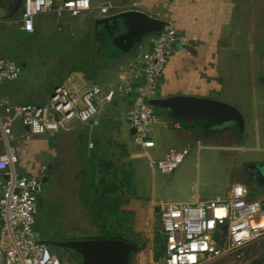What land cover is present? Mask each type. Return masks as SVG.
Masks as SVG:
<instances>
[{
    "label": "rangeland",
    "instance_id": "374dc122",
    "mask_svg": "<svg viewBox=\"0 0 264 264\" xmlns=\"http://www.w3.org/2000/svg\"><path fill=\"white\" fill-rule=\"evenodd\" d=\"M97 3L93 2L94 5ZM115 4L114 11L124 7L122 2ZM22 10L20 0L0 15V54L15 58L24 70L19 79L4 83L0 88V100L42 101L50 97L57 83L76 77L77 72L81 73L75 79L77 81L118 84L121 65L128 64L127 58L134 48L124 53L116 47L112 41V27L98 26L96 29L93 12L69 17L70 24L62 31L56 30L53 15H43L35 32L26 33L20 28ZM237 16V53L231 51V61L220 67L225 87L222 93L225 100L222 101L234 106L236 95L245 103L251 100L247 87L254 70L264 82V0H238ZM240 87L242 91H239ZM129 102L130 98L124 97L106 104L96 127L77 124L67 131L25 136V127L17 121L9 144L18 148L20 162L30 171L36 172L42 164L47 166L48 181L42 183L36 215V222L39 218L48 229L46 234L41 232V236L70 239L101 235L80 200L81 178H84L100 188L104 204L110 207V228L140 247L131 255V264H163L165 238L158 206L161 202L174 203L180 199L182 189L198 191L202 195L224 194L228 180L233 179L231 175L247 173L246 167L251 162H245L243 158L249 153L246 149L249 146V121L245 120L241 135L234 125H229L225 129L227 132L206 128L201 123L193 127L181 123L178 130L170 125L172 139L155 134L156 146L148 149L146 155L126 129ZM156 110L162 120H174L164 109L156 107ZM252 127L256 132V124ZM186 130L195 133L189 140L182 136ZM90 142L93 147L89 146ZM172 144H186L189 154L170 174L154 171L150 158H161ZM5 148L6 140L0 135V149ZM252 165L251 169H260L264 175L263 162H252ZM18 170L24 171L21 167ZM250 183L252 192L258 195L264 192V188H259L252 180ZM52 249L69 264H77L71 253ZM242 251L249 264H264V234ZM230 260L225 257L208 264H239Z\"/></svg>",
    "mask_w": 264,
    "mask_h": 264
},
{
    "label": "built area",
    "instance_id": "2783aa9c",
    "mask_svg": "<svg viewBox=\"0 0 264 264\" xmlns=\"http://www.w3.org/2000/svg\"><path fill=\"white\" fill-rule=\"evenodd\" d=\"M21 28L34 32L36 18L54 14L59 20L93 12L94 19L115 14L114 0L94 5L91 0H22ZM137 5L131 2V7ZM117 7V6H116ZM57 29H62L58 25ZM190 39L170 22L138 43L128 60L133 93L126 110L132 139L145 154L156 146L154 130L158 124L181 129L182 124L161 119L150 103L159 97L160 80L167 63L178 46H188ZM17 60L0 54V88L17 80L23 73ZM68 78L56 84L47 102L0 101V135L6 148L0 152V264H69L35 232L36 215L43 190L42 177L46 164L36 172L20 165L18 148L9 144L13 126L19 121L27 129L25 136L67 131L77 124L96 127L103 107L117 97L114 88L99 83ZM79 88L81 90L79 91ZM121 91V90H120ZM70 123H73L71 125ZM93 147V143H89ZM189 154L188 147H170L159 159L150 158L153 170L170 174ZM21 167L24 171H19ZM244 183L233 185L231 193L195 202H161L158 213L165 236L163 264H208L231 258L232 262L249 264L242 249L264 234V203L250 196Z\"/></svg>",
    "mask_w": 264,
    "mask_h": 264
},
{
    "label": "crops",
    "instance_id": "0c3cea01",
    "mask_svg": "<svg viewBox=\"0 0 264 264\" xmlns=\"http://www.w3.org/2000/svg\"><path fill=\"white\" fill-rule=\"evenodd\" d=\"M17 1L20 0H0V15L6 13V9H10L13 5H16ZM61 1V0H57ZM92 3L98 1V5L105 0H91ZM115 2H122L124 7L121 10L115 11V13L121 11H127L136 9L147 12L148 14L155 16L161 20L172 23L179 32L185 34L190 39L188 46H178L174 55L170 58L165 68L164 74L160 80V92L159 97L170 96L175 94H191L198 96H208L211 98L223 99L222 93L224 92L223 83V71L220 68L224 64H228L231 59V51L237 53L238 38L236 31L237 26V11H238V0H114ZM136 1L137 5L134 8L131 7V2ZM129 5V6H128ZM47 15L56 19V30L58 25L62 26V31L67 25L70 24L69 17L66 23L63 20H59L54 14H41L36 18L35 30L39 23L41 16ZM44 18V17H43ZM21 20V18H20ZM95 20V19H94ZM96 21V20H95ZM40 24V23H39ZM21 25V23H20ZM21 28V26H20ZM22 29V28H21ZM23 30V29H22ZM34 30V32H35ZM26 33H29L23 30ZM59 31V30H58ZM33 33V32H32ZM132 54V53H131ZM129 54V56L131 55ZM3 55V54H2ZM9 57L7 54L3 55ZM15 59L13 57H10ZM127 58V63L128 59ZM16 60V59H15ZM252 61V60H251ZM19 62V61H18ZM20 63V62H19ZM121 72L119 75V82L115 86L113 85H102L105 88H114L118 91L117 97L114 102L121 101L124 97H131L133 93L127 92V85L132 83L130 71L127 69V65H121ZM254 67H252V71ZM258 71L252 73V78L249 86L250 101L244 102L245 100L241 96L235 97V106L238 107L243 113L244 120L249 121V134L248 141L249 146L246 148L249 150L248 156L243 158V161L251 162L247 168L251 169L252 162H263L264 163V82L259 80L257 76ZM81 74V73H76ZM75 74V75H76ZM77 75L76 77H80ZM20 78V77H19ZM18 78V79H19ZM61 83V82H59ZM98 83L88 82L87 84ZM58 84V83H57ZM2 87V86H1ZM81 88H79V91ZM121 90V91H120ZM241 90V87L239 88ZM238 91V92H239ZM3 95H5L3 93ZM225 97V96H224ZM49 98L42 101L34 102L43 104L47 102ZM2 100V99H1ZM0 100V101H1ZM251 104V106H250ZM248 114V116H247ZM126 129L129 136L132 138V129L126 122ZM253 124H256L257 130L253 132ZM170 125L159 124L155 127L154 136L156 135H167L169 139H172V133H170ZM27 131V129L25 128ZM221 131L227 132L225 129ZM244 133V132H243ZM241 133V134H243ZM195 135L194 131H188L182 133L183 138L189 140L191 136ZM39 136V135H38ZM214 136V135H213ZM157 137V136H156ZM156 143H157V138ZM211 139H219L211 137ZM133 140V139H132ZM188 147L186 144L182 146L170 145V147ZM168 148V149H169ZM200 148V146H199ZM244 148V147H241ZM166 149L164 153L168 150ZM4 150L0 149V152ZM162 153L161 156L164 155ZM20 155V154H19ZM21 157V156H20ZM22 167L24 164L20 162ZM25 169H28L24 166ZM246 168V169H247ZM0 181L2 179L1 172ZM46 173V172H45ZM173 173L172 175H174ZM242 175H231L233 179H229V184L224 194L217 193L215 195L201 194L198 191L193 192L192 190L182 189L181 198L175 202H195L204 199H211L217 196L226 197L231 193L232 187L235 183L241 182L249 186L251 193L250 196L259 199L264 203V192L260 195L252 192L250 180L245 178L247 174L245 171ZM176 177V174L174 175ZM249 178V177H248ZM1 194V187H0ZM155 199H153L154 201ZM162 200V199H158ZM159 214V213H158ZM165 238V236H164ZM165 247V244H164ZM164 255V254H163Z\"/></svg>",
    "mask_w": 264,
    "mask_h": 264
},
{
    "label": "water",
    "instance_id": "95a60500",
    "mask_svg": "<svg viewBox=\"0 0 264 264\" xmlns=\"http://www.w3.org/2000/svg\"><path fill=\"white\" fill-rule=\"evenodd\" d=\"M96 26L112 27L113 44L124 53L140 43L145 36L163 29L166 21L147 12L131 9L110 16L96 19ZM115 53L114 55H117ZM157 108L164 109L175 121L193 127L203 124L206 128L226 129L229 125L238 127L244 132L245 120L243 113L236 106L208 96L175 94L157 97L150 100ZM132 132L134 130L132 129ZM51 167V164H49ZM253 182L264 188V175L260 169L254 170ZM48 176L42 177L46 183ZM55 247L72 249L78 253L81 264H131V255L140 247L120 238H80L67 240L44 239Z\"/></svg>",
    "mask_w": 264,
    "mask_h": 264
},
{
    "label": "trees",
    "instance_id": "16d2710c",
    "mask_svg": "<svg viewBox=\"0 0 264 264\" xmlns=\"http://www.w3.org/2000/svg\"><path fill=\"white\" fill-rule=\"evenodd\" d=\"M239 135L241 133L239 132ZM96 155V153H95ZM80 200L87 211V214L91 222L97 226L101 235L98 238H120L112 228H110L109 220L111 218L110 207L104 204V200L99 194L100 188L92 186V183L88 179L81 178ZM99 194V195H98ZM41 198V197H40ZM40 202V200H39ZM149 215V213H148ZM37 225L35 224V232L42 239H46L41 236V232L46 234L47 230L41 220L37 218ZM40 226L41 229L38 227ZM38 228V229H37ZM54 239H61L59 237H53ZM125 240V239H124ZM128 241V240H127Z\"/></svg>",
    "mask_w": 264,
    "mask_h": 264
},
{
    "label": "flooded vegetation",
    "instance_id": "af4514ba",
    "mask_svg": "<svg viewBox=\"0 0 264 264\" xmlns=\"http://www.w3.org/2000/svg\"><path fill=\"white\" fill-rule=\"evenodd\" d=\"M102 26V25H101ZM99 28V27H98ZM247 168V167H246ZM248 172L246 173L247 174V177H249L250 180L253 181V178H254V170H251L249 171V169L247 168L246 169ZM44 175L47 176V174L45 173ZM43 175V176H44ZM47 239H52V240H67V239H54V238H47ZM70 239H80V238H76V237H73V238H70ZM54 248H58V249H63L64 252H66L67 254H70L75 256V259L77 260V264H81V259H80V256L78 255V253L74 252L72 249H69V248H63V247H55L53 246Z\"/></svg>",
    "mask_w": 264,
    "mask_h": 264
}]
</instances>
